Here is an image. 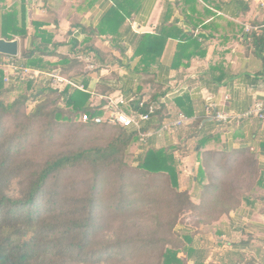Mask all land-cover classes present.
Segmentation results:
<instances>
[{"label": "crops", "instance_id": "obj_1", "mask_svg": "<svg viewBox=\"0 0 264 264\" xmlns=\"http://www.w3.org/2000/svg\"><path fill=\"white\" fill-rule=\"evenodd\" d=\"M130 2L131 16L119 27V35H100L98 27L115 6L113 0H0V39L18 42L17 57L0 54V70L8 68L6 76L14 73L15 67L21 68L22 53L34 50L33 71L83 86L91 109H104L108 99L120 96L154 102L169 95L158 110L160 116L182 112L188 123L151 138L145 148L170 150L177 173L182 171L177 174L181 192L189 194L188 188L201 181L205 157L217 152L252 155V187L237 207L227 208L212 222L198 223L207 227L206 233L199 228L187 232L184 236L189 235L196 253L187 258L188 240L178 257L186 264H196L199 257L203 263L198 264H264V121L244 120L227 130L205 112L212 105L214 110L242 113L256 98L264 100V63L250 36L262 31L264 0ZM247 25L253 28L250 32L245 31ZM171 26L180 33L167 39L157 63L141 73L140 58L134 54L139 38ZM180 34L191 36L192 43L176 59L179 45L187 43L180 42ZM86 58L93 70L87 68ZM15 83L10 78L7 88ZM138 86L142 91L135 95ZM68 90L73 89L66 86L61 98ZM193 204L202 203L196 198Z\"/></svg>", "mask_w": 264, "mask_h": 264}, {"label": "rangeland", "instance_id": "obj_2", "mask_svg": "<svg viewBox=\"0 0 264 264\" xmlns=\"http://www.w3.org/2000/svg\"><path fill=\"white\" fill-rule=\"evenodd\" d=\"M5 70H1L3 84L10 92L3 96L4 102L11 104L16 99H27L25 105L19 108L17 118L8 115L3 121L5 132L0 137V142L4 140L6 144L0 149V160L9 156L7 158L12 169L11 176L3 185V193L8 198H22L29 187L30 174L39 171L40 165L47 160L79 150L105 148L119 133V126L93 124L89 122L87 115L72 112L71 108L65 106V96L58 97L59 102L55 104L64 111L60 120L54 122L50 117L31 120L28 116L37 105L34 91L28 87L25 79H36L35 71L23 73V81L17 80L15 86L7 88L4 81ZM41 82L42 78L38 76L37 88L42 86ZM48 99L54 101V96L51 95ZM50 109H46L45 113H49ZM86 118L88 121H85ZM8 144L12 145L9 152ZM145 149L147 148L139 147L138 143L131 145L125 154L115 156V161L122 159L128 169L121 167L124 169L118 172L115 166L102 175L105 186L100 197L101 206L95 213L96 228L89 244L82 247H77L82 238L78 235L68 238V248L62 247V242L54 250L52 243L63 233L62 225L66 222L61 225L63 218L67 216V220L74 219L71 212L77 204L73 199L81 198L93 185L94 170L88 167L78 168L49 179L43 199H55L59 204L50 215H42L44 220L41 223L48 226L54 224V228L60 232L52 235L48 231L47 234L51 236L46 237L44 232L38 230L43 233L41 238L45 237L41 241L44 250L32 264H161L165 244L174 249L181 248L188 241L184 236L187 232L197 233L199 228L202 233H206L204 231L207 227L199 226L198 223L212 222L223 212L226 213L227 208L237 207L241 196L252 187L254 181L252 155L247 152L213 153L202 162L203 179L198 180L195 185L190 176V185L193 183V186L188 188L189 194L186 192L189 203L183 202L177 211L172 205L173 191L167 176H151L136 169L137 157ZM181 173L182 171L177 173L176 165V175ZM122 184L127 188V200L133 201L132 206L127 205L125 211L121 210L122 206L119 204L123 202V197L117 192V187L120 188ZM101 185L99 183L95 186L99 188ZM178 191L181 192L179 188ZM196 198L202 203L199 207L191 205ZM174 220L175 226L170 230L169 224ZM40 228L44 230L43 226ZM150 240H154L153 246L145 244ZM88 251L95 256L92 260L87 255Z\"/></svg>", "mask_w": 264, "mask_h": 264}, {"label": "trees", "instance_id": "obj_3", "mask_svg": "<svg viewBox=\"0 0 264 264\" xmlns=\"http://www.w3.org/2000/svg\"><path fill=\"white\" fill-rule=\"evenodd\" d=\"M186 1L187 3H192L193 5H196L197 3V0ZM113 2L115 6L108 11L98 27V33L100 35H119V27L125 22L127 18L131 16V12L129 11L131 3L130 0H113ZM176 32L180 33L179 29L171 26L165 29L161 34L156 33L154 35H141L137 49L134 53L136 57L140 58L138 68L141 70V73L148 72V70L151 69V66L157 63L163 52L167 39L176 38ZM250 36L256 45L257 55L264 63V28H262L260 34L256 35L253 33ZM180 40V42L186 41L187 43L185 45H179L176 59L180 58L183 55V52H186V46L192 43L191 36L189 35L180 34ZM34 56V50L22 53V61L20 64L21 68L29 69L30 72L35 70ZM23 80V78L19 79V81ZM25 80L27 81L28 87H31V89L34 91L35 104L37 105L34 111H32L28 117H30L31 120L43 117H50L54 122L60 120L64 111L58 109L55 104L56 102H59L58 97L62 95L63 91L59 92L58 90L52 88L49 80H46L44 77L42 78V86L40 88H37L36 85L38 78H27ZM141 91L142 87L138 86V90L135 95ZM9 92L10 90L6 89L3 84V72L0 70V137L3 136L5 132L3 122L5 118L8 115L16 117V115L19 113V108L24 106L27 101V99L23 97L22 100L16 99L11 104H6L4 102L3 96L8 95ZM51 95L54 96V101L48 99ZM65 97V106L67 108H71V111L74 113H82L83 115H87L90 120L89 122H92L93 124H96L93 122V119L95 117L102 116L104 113L103 109H91L88 107L87 100L89 95L85 91L82 92L78 90H72L69 92L68 90L66 91ZM49 107L51 108L49 113H45V110ZM132 108L135 110L138 109L137 102L132 104ZM160 115L161 114L157 111L152 117L151 121L143 126V132L149 130L150 128L159 127V123L169 117V115ZM101 124L108 123L105 122ZM51 125L53 124L51 123ZM118 128L120 130L119 133L105 148L79 150L47 160L41 164L39 171H34L30 174V184L22 198L11 199L3 193V185H5V182L8 181L6 179L11 176L12 169L10 161L7 158L9 156L0 160V264H32V262L40 257L42 250H44L41 245V241L45 238L44 236H51L50 234H47L48 231H51L52 235H56L60 232L59 229L54 228V224H49L48 226L41 223V220H44L42 215H50L55 209V206L59 204L58 200L55 199H43L47 189V183L49 179L57 177L64 172L74 171L78 168L84 167L92 168L94 170L95 175L93 178L95 180H93V185H91V187L85 192V194H83L81 198L73 199V201L77 204L74 211L71 212V214L74 215V219L70 221V219L67 220V216L63 218L61 225L66 221L64 225H62L63 235L61 234L59 238L55 239L52 243V246L55 250V248H58V246L64 242L62 247H67L68 238L71 235H78L82 237L78 242L77 247H82L86 244H89L90 238L96 228L95 213L101 206L102 198L100 197L102 196V189L105 186L102 175L115 166L116 171L118 172L124 168L127 170V165H125L123 160L120 159L115 161V156L125 154L128 147L137 143L138 141V134L136 131L125 129L120 126ZM5 144L6 142L4 140L1 141L0 149H3ZM9 149H12L11 144H8V152ZM136 162V169L139 171L147 173L151 176H167L170 181L169 183L172 186V205L175 206L174 209L178 211V207L182 205L183 202L189 203L188 194L186 192L178 191L176 164L172 153H170V150H166L164 148L158 150L149 148L142 155L137 157ZM202 166L199 170L201 179H203L204 176V168ZM99 177H101V179ZM99 183L102 185L98 188L95 185ZM125 186V184H122L120 185V188L117 187V192L123 197V202L119 203L122 206V211L127 209V205L132 206L133 204L132 200H127V188H125ZM75 196H77V194H75ZM127 201L128 203L124 205V202ZM191 205L195 207L193 203H191ZM117 208H119L118 204ZM41 226L44 227V230H41ZM174 226L175 220L170 222L169 229H173ZM38 230L45 233L43 238H41L43 233L39 232ZM188 236V246H190L191 239ZM145 244H151L148 246H153L155 243L154 240H150ZM165 245L166 248L161 254V264H186L184 260L178 257V252L184 250L182 249L183 246L181 248L179 247L174 249L167 244ZM60 250H62V248H60ZM187 251L188 259L193 257V254L196 253V251L193 250L191 246L187 249ZM103 254L106 255V253ZM87 255L91 260L95 257L92 255L91 251H88ZM198 261L203 263L200 257L196 260V264H198Z\"/></svg>", "mask_w": 264, "mask_h": 264}, {"label": "built area", "instance_id": "obj_4", "mask_svg": "<svg viewBox=\"0 0 264 264\" xmlns=\"http://www.w3.org/2000/svg\"><path fill=\"white\" fill-rule=\"evenodd\" d=\"M264 28V24L260 27ZM253 28L250 25L245 26V31L250 32ZM87 68L89 70L94 69V65L89 58H86ZM14 73L8 74L4 81L8 84L10 78H13L14 81L22 79L25 76L23 73L28 74L29 69L17 68L13 69ZM35 76H43L46 80H49L51 87L62 92L66 86L70 87L73 90H78L84 92L85 89L83 86L77 85L72 81L65 80L61 77H58L54 74L40 73L35 71ZM64 85V86H62ZM262 91L264 92V80L261 83ZM169 95L164 96L163 98H158L154 102H148L147 100H138L135 97H123L108 99V104L104 107L103 115L100 117H95L93 122L96 124L108 123L116 126H120L125 129L136 131L138 134V146H146L150 138H160L164 134L173 133L177 131L188 123V118L182 112H177L175 114L169 115L165 120H162L159 123V127L150 128L149 130L143 132V126L151 121L155 113L160 109V106L163 104V100ZM208 99L207 101H209ZM137 102V108L133 109L132 104ZM212 105H207L205 112L207 115H211L214 121L218 124L219 127L224 129H232L237 127L242 121L256 119L258 121H264V100L256 98L252 105L242 113H233L231 111H226L223 108L220 110H214ZM85 121H88L86 118Z\"/></svg>", "mask_w": 264, "mask_h": 264}, {"label": "water", "instance_id": "obj_5", "mask_svg": "<svg viewBox=\"0 0 264 264\" xmlns=\"http://www.w3.org/2000/svg\"><path fill=\"white\" fill-rule=\"evenodd\" d=\"M0 54L15 58L18 56V42L0 39Z\"/></svg>", "mask_w": 264, "mask_h": 264}]
</instances>
